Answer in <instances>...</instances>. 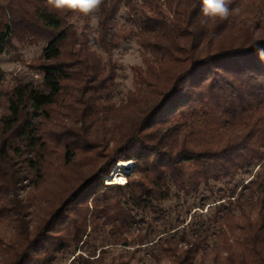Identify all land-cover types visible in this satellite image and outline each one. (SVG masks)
Here are the masks:
<instances>
[{"label": "trees", "instance_id": "obj_1", "mask_svg": "<svg viewBox=\"0 0 264 264\" xmlns=\"http://www.w3.org/2000/svg\"><path fill=\"white\" fill-rule=\"evenodd\" d=\"M124 7L142 65L117 102L111 52ZM230 8L227 19L202 26L201 0H103L104 59L83 35L91 17L57 13L46 0H0V52L15 39L45 43L28 64L38 84L16 79L5 88L0 68V219L18 230L0 244V264L53 263L100 225L128 246L139 213L156 212L173 188L188 193L264 170V0ZM121 161L134 163L125 185L105 183ZM225 190L212 234L225 264H264V174ZM209 237L166 239L161 256L193 264Z\"/></svg>", "mask_w": 264, "mask_h": 264}, {"label": "rangeland", "instance_id": "obj_2", "mask_svg": "<svg viewBox=\"0 0 264 264\" xmlns=\"http://www.w3.org/2000/svg\"><path fill=\"white\" fill-rule=\"evenodd\" d=\"M98 12V11H97ZM97 12L94 13L96 23L91 20L90 30L83 32L95 42L93 48L105 59L106 53L97 43L96 27ZM128 10L124 7L120 12V23L114 31L113 40L116 47L111 52V58L117 64V89L114 99L121 102L126 93L133 88V71L135 65H142L141 48L137 45V27L126 22ZM78 31L82 32V22H75ZM82 35V36H83ZM45 43L31 44L14 40L2 52H0V68L7 74L5 88L14 84L16 79L25 81L34 80L40 82V77L30 68L29 63L37 59ZM125 162V161H121ZM129 162V161H126ZM116 164L112 172L104 178L107 184H119L124 186L127 175L130 173L133 162L129 166ZM256 168L251 174H239L234 179L223 181H210L202 184L197 191L185 192L173 188L171 199L158 205L157 211L138 215L139 224L130 228L126 233L129 245L116 244L110 235V226H97L87 230L88 235L83 238L79 246L57 254L53 263H48L45 258L43 264H173L170 255L161 256L160 243L171 239L184 243L183 240L193 239L198 234L208 232L207 251L198 253L193 264H225L226 252L220 240L212 236L217 231L214 218L217 215V204L222 190L231 188L237 183L249 181L258 172L264 174V170ZM120 179V180H119ZM38 191L33 190V197ZM26 197V191H22ZM31 196V197H32ZM30 212L38 213L35 208ZM236 213L238 211L236 210ZM15 223L9 217L0 219V244H7L18 238Z\"/></svg>", "mask_w": 264, "mask_h": 264}, {"label": "clouds", "instance_id": "obj_3", "mask_svg": "<svg viewBox=\"0 0 264 264\" xmlns=\"http://www.w3.org/2000/svg\"><path fill=\"white\" fill-rule=\"evenodd\" d=\"M102 3L103 0H46L50 10L62 14L74 13L91 17L93 25L96 23L94 13L98 11ZM231 3L232 0H201V25L206 26L216 19H227L232 12ZM261 56L264 57V51L261 52Z\"/></svg>", "mask_w": 264, "mask_h": 264}, {"label": "bare ground", "instance_id": "obj_4", "mask_svg": "<svg viewBox=\"0 0 264 264\" xmlns=\"http://www.w3.org/2000/svg\"><path fill=\"white\" fill-rule=\"evenodd\" d=\"M130 165V161L129 162H120L119 164H118V166H129ZM120 180V179H119Z\"/></svg>", "mask_w": 264, "mask_h": 264}]
</instances>
